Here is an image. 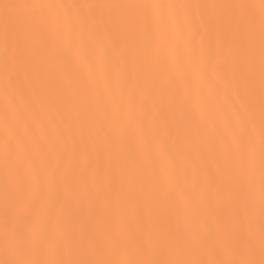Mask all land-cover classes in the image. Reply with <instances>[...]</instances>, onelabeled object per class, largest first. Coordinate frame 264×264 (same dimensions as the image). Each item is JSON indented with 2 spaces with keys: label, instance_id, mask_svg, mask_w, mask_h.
<instances>
[{
  "label": "snow or ice",
  "instance_id": "6c2138e0",
  "mask_svg": "<svg viewBox=\"0 0 264 264\" xmlns=\"http://www.w3.org/2000/svg\"><path fill=\"white\" fill-rule=\"evenodd\" d=\"M0 264H264V0H0Z\"/></svg>",
  "mask_w": 264,
  "mask_h": 264
},
{
  "label": "bare ground",
  "instance_id": "6f19581e",
  "mask_svg": "<svg viewBox=\"0 0 264 264\" xmlns=\"http://www.w3.org/2000/svg\"><path fill=\"white\" fill-rule=\"evenodd\" d=\"M79 2H85V0H79ZM95 2L114 3V2H130V0H95ZM217 2H223V0H217ZM0 106H2V99H0Z\"/></svg>",
  "mask_w": 264,
  "mask_h": 264
}]
</instances>
